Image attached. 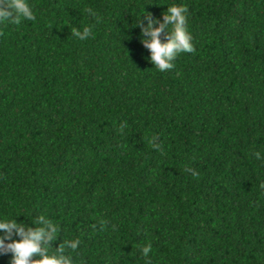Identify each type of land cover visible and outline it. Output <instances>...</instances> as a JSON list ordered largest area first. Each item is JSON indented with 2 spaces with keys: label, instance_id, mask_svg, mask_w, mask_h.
Masks as SVG:
<instances>
[{
  "label": "trees",
  "instance_id": "trees-1",
  "mask_svg": "<svg viewBox=\"0 0 264 264\" xmlns=\"http://www.w3.org/2000/svg\"><path fill=\"white\" fill-rule=\"evenodd\" d=\"M28 3L0 24V220L44 215L73 264H264V0ZM173 5L196 51L161 72L139 24Z\"/></svg>",
  "mask_w": 264,
  "mask_h": 264
},
{
  "label": "clouds",
  "instance_id": "clouds-1",
  "mask_svg": "<svg viewBox=\"0 0 264 264\" xmlns=\"http://www.w3.org/2000/svg\"><path fill=\"white\" fill-rule=\"evenodd\" d=\"M89 13L91 9H86ZM187 8L185 6L173 5L167 8L163 14V22L153 20L151 15H147V25L142 22L143 45L150 50L151 62L155 68L164 72L174 68L173 61L182 53H194L196 49L192 44V36L187 30ZM94 15V13H92ZM36 17L32 11L28 0H0V24L7 27V22L19 25L22 20L35 21ZM99 22V18H97ZM159 24L158 27L155 25ZM72 36L85 40L92 35L89 27H84L83 31L71 28ZM4 33L0 31V36ZM162 36L164 39L162 40ZM126 127V122L121 124L120 131ZM157 137H153L151 143L154 149L163 151L160 144L156 143ZM257 159L260 153H255ZM197 177L198 173L192 169H186ZM264 188V184L261 185ZM32 224L28 226L17 219L0 220V231L4 235L0 236V254H12L11 264H73V257L66 254L68 250L75 252L81 241L79 239L62 241L55 252L49 254L53 249L52 244L59 236V227L44 215H40ZM105 221H101V230L106 228ZM95 227V225L93 226ZM115 228V226H113ZM18 236L19 239H13ZM10 241V242H7ZM152 250L151 244L142 248V253L148 257Z\"/></svg>",
  "mask_w": 264,
  "mask_h": 264
}]
</instances>
